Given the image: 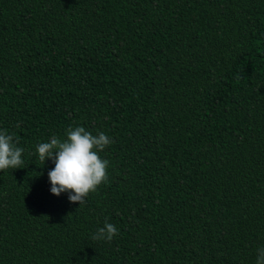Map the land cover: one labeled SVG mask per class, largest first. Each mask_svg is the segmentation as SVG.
I'll list each match as a JSON object with an SVG mask.
<instances>
[{"label":"trees","instance_id":"obj_1","mask_svg":"<svg viewBox=\"0 0 264 264\" xmlns=\"http://www.w3.org/2000/svg\"><path fill=\"white\" fill-rule=\"evenodd\" d=\"M78 126L114 141L82 206L36 151ZM0 131V264H256L264 0H0Z\"/></svg>","mask_w":264,"mask_h":264},{"label":"clouds","instance_id":"obj_2","mask_svg":"<svg viewBox=\"0 0 264 264\" xmlns=\"http://www.w3.org/2000/svg\"><path fill=\"white\" fill-rule=\"evenodd\" d=\"M112 143L113 139L105 133L93 135L83 126L68 128L65 139L53 135L49 142L39 143L36 149L39 161L44 165L51 160L55 165L48 172L50 192L57 197L68 193L69 202L82 206L90 193L108 182L109 162L101 159L99 153ZM23 152L12 135L0 131V170L24 168ZM118 231L106 220L91 238L111 242ZM256 264H264V248L257 250Z\"/></svg>","mask_w":264,"mask_h":264}]
</instances>
